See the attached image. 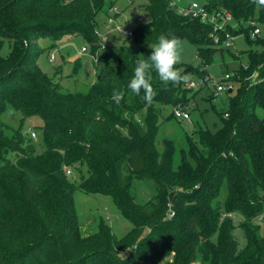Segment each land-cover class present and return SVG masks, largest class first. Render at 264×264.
Segmentation results:
<instances>
[{
  "label": "trees",
  "instance_id": "obj_1",
  "mask_svg": "<svg viewBox=\"0 0 264 264\" xmlns=\"http://www.w3.org/2000/svg\"><path fill=\"white\" fill-rule=\"evenodd\" d=\"M113 0H0V51L12 42L9 56L0 53V264H264V33L254 38L252 21L264 27V8L252 0H206L211 12H229L233 21L225 33L245 35L256 48L248 51L247 68L261 80H241L228 108L220 112L216 131L200 127L186 137L174 163L175 145L156 137L162 106H188L194 96L186 82L162 84L153 73L156 95L151 103L127 88L135 62L151 54L161 34L189 39L198 47L201 64L181 73L207 74L217 43L214 26L179 13L169 0H147L146 18L132 37L106 47L95 33L97 14L109 12ZM148 17V19H147ZM248 25L244 26L243 22ZM65 35H81L99 50L94 62L96 81L86 92L65 91L43 71L37 56L42 37L55 43ZM82 66L77 59L73 73ZM176 68L179 69L178 64ZM121 94L120 103L111 97ZM209 91V92H208ZM215 93L208 88L207 97ZM11 105L23 115L9 138L1 119ZM39 116L44 124L36 143L25 120ZM172 115V114H171ZM39 146L42 150H38ZM88 176L79 175L81 167ZM68 170L71 172L68 173ZM134 177L152 181L156 193L146 203L131 194ZM111 196L133 227L117 236L102 219L95 232L84 235L77 216L74 192ZM170 211H173L172 216ZM246 244L238 248L236 221Z\"/></svg>",
  "mask_w": 264,
  "mask_h": 264
},
{
  "label": "rangeland",
  "instance_id": "obj_2",
  "mask_svg": "<svg viewBox=\"0 0 264 264\" xmlns=\"http://www.w3.org/2000/svg\"><path fill=\"white\" fill-rule=\"evenodd\" d=\"M117 10H110L106 12L100 11L96 19L98 21L95 33L101 38V43L106 47L119 46L128 41V37L123 35L114 25L107 27L108 16H112L116 23L123 24L129 29H133L137 23V16L145 14V5L147 0H113ZM193 1L204 4L206 0H175L179 6H187ZM111 8V9H112ZM148 19V17H147ZM232 25L238 27L239 25L232 22ZM244 26L248 25L247 21L243 22ZM264 33V27L259 23ZM181 59L178 63L180 72L187 65L198 66L201 64L198 56V47L187 38L180 40ZM37 45L43 50L37 56V63L43 71L50 74L54 81L58 83L65 91H81L86 92L89 87L96 81L97 71L94 67L92 52V45L81 35H65L56 43L52 38L42 37L38 40ZM83 47L87 48L86 52L80 53ZM251 48H256L245 39L244 34L236 35L231 45L218 44L217 51L214 54L213 61L206 66L207 74L205 78H209V82L193 89L194 96L190 98L187 110L190 113L189 119L176 118L173 115V107L168 105L162 106V117L159 125V132L156 137L157 147L160 150L164 148V141L166 139L172 140L176 151L174 155V163L177 164L180 160V150L187 147L186 137L193 135L200 127L209 128L211 131L218 130L222 125V117L220 112L225 111L229 106L230 96L235 94V91H222L214 97H207V89L210 86L216 85L227 72H235L241 66L248 64V51ZM12 51V42L10 39H5L1 47V55L9 56ZM55 53V59H50V54ZM81 59L82 66L78 73H73L75 61ZM186 77L200 83L202 79L197 73L187 72ZM209 86V87H208ZM209 92V91H208ZM186 107V105H185ZM256 113L260 117H264V108L257 107ZM172 114V115H171ZM22 113L8 105L6 110L2 113L1 119L6 124L5 132L9 138L14 136L15 130L19 128L22 121ZM44 121L39 116H31L26 118L25 127L26 132L35 131L36 136L33 139L36 143L40 139V129ZM38 150H42L39 146ZM81 173L77 175L70 174L71 179L80 180L82 176H88L87 168L81 167ZM156 193L152 181L143 180L137 177L132 179L131 194L138 202L146 203ZM75 206L77 216L79 219L80 229L84 235L95 232L102 219H104L113 229L117 236H123L133 227L131 220L126 218L120 206L115 200L103 193H87L80 189L74 192ZM172 216L173 211H170ZM236 221V228L234 229L235 238L238 241V248L242 249L246 244V236L239 224L242 221L241 215L232 214ZM262 226L264 232V220L258 222ZM139 264H149L144 261Z\"/></svg>",
  "mask_w": 264,
  "mask_h": 264
},
{
  "label": "built area",
  "instance_id": "obj_3",
  "mask_svg": "<svg viewBox=\"0 0 264 264\" xmlns=\"http://www.w3.org/2000/svg\"><path fill=\"white\" fill-rule=\"evenodd\" d=\"M169 3L171 6L176 8V10L179 13L185 14V15H190L192 17L199 18L203 22H210L214 26V32L212 33V37L217 44H225L226 46L231 45L232 41L234 40L235 36L230 34V33H225V39L220 41L219 35L217 34L216 31H225L227 29V24L233 22V17L229 12H222V11H217V12H211L209 9L205 6V4H200L199 2L193 1L187 6H179L175 2V0H169ZM111 10H117V7L114 6ZM146 18L145 14H140L137 16V23L144 21ZM112 24H115L114 26L125 36L127 37H132L133 35V29H129L128 27H125L123 24H119L115 22L114 17L108 16V21H107V27H110ZM252 24L254 25V28L251 31V37L254 38L262 33V28L259 26V23L257 21H252ZM87 48L83 47L80 53L86 52ZM93 58L95 61L98 60L99 57V50H97L93 55ZM50 59L54 60L55 59V53L50 54ZM244 68H247V65L244 66ZM258 71H254L251 75L249 76H242L239 73L236 72H227L224 75V78L221 79L216 85L210 86L211 88L210 91L212 90L215 95H217L219 92L222 91H234L238 88V86L241 83V80H249V85H253L260 81L261 79L258 78ZM202 79L200 80V83H196L193 80H189L186 82V87L188 88H196L198 85H203L205 83L209 82V78L201 77ZM209 87V86H208ZM187 106H174L173 107V115L176 118H183V119H189L190 118V113L186 109ZM32 137L36 136L35 131H30ZM71 171L68 170V173ZM228 216L232 217V214H228ZM258 221L264 220V214L260 215L257 219Z\"/></svg>",
  "mask_w": 264,
  "mask_h": 264
},
{
  "label": "clouds",
  "instance_id": "obj_4",
  "mask_svg": "<svg viewBox=\"0 0 264 264\" xmlns=\"http://www.w3.org/2000/svg\"><path fill=\"white\" fill-rule=\"evenodd\" d=\"M258 9L264 8V0H252ZM181 41L178 37L169 34H161L157 42L150 46L151 54L147 57L144 54L138 55L135 62L134 74L127 84V88L136 96L151 103L156 95L153 87V73L164 85L179 86L186 82L187 77L183 75L176 65L181 59ZM111 99L117 104L120 103L121 94L114 91ZM193 264H202L201 260L193 261Z\"/></svg>",
  "mask_w": 264,
  "mask_h": 264
},
{
  "label": "water",
  "instance_id": "obj_5",
  "mask_svg": "<svg viewBox=\"0 0 264 264\" xmlns=\"http://www.w3.org/2000/svg\"><path fill=\"white\" fill-rule=\"evenodd\" d=\"M99 78V77H98Z\"/></svg>",
  "mask_w": 264,
  "mask_h": 264
}]
</instances>
